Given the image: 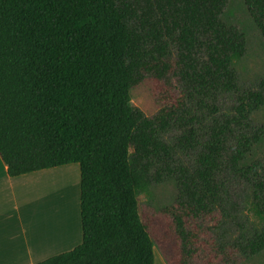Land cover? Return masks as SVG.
Segmentation results:
<instances>
[{"label": "trees", "instance_id": "obj_1", "mask_svg": "<svg viewBox=\"0 0 264 264\" xmlns=\"http://www.w3.org/2000/svg\"><path fill=\"white\" fill-rule=\"evenodd\" d=\"M244 1L264 38V0ZM228 2L0 0L8 175L80 167L83 242L39 264H155V249L166 264H239L264 252V159L247 162L264 139L252 122L264 82L240 88L247 42L222 21ZM147 80L161 106L150 118L131 98ZM166 180L175 204L142 210Z\"/></svg>", "mask_w": 264, "mask_h": 264}, {"label": "crops", "instance_id": "obj_2", "mask_svg": "<svg viewBox=\"0 0 264 264\" xmlns=\"http://www.w3.org/2000/svg\"><path fill=\"white\" fill-rule=\"evenodd\" d=\"M70 166L11 178L0 157V264H39L82 244L80 172L77 211L73 210L71 221L57 208V196L43 198L40 189L47 175L66 171L63 168L71 169ZM43 237L47 239L45 243L41 241Z\"/></svg>", "mask_w": 264, "mask_h": 264}, {"label": "rangeland", "instance_id": "obj_3", "mask_svg": "<svg viewBox=\"0 0 264 264\" xmlns=\"http://www.w3.org/2000/svg\"><path fill=\"white\" fill-rule=\"evenodd\" d=\"M222 21L229 26L236 27L239 31L244 33L246 36L247 42V53L245 57L237 62L234 65L238 76H239V84L240 88L243 90L258 89L259 85L264 82V38L262 37L260 31L255 25L248 8L245 4L244 0H229L227 7L224 10L222 15ZM132 105L134 108L141 110L146 117H154L158 114L161 109L160 104L157 102L154 94H153V85L151 81L147 80L139 87L135 88L131 92ZM232 108V98H228L223 103V110L225 113H228ZM253 125L259 128L264 129V107L257 111L252 116ZM169 140L172 141L174 134L168 136ZM264 159V139L258 144L253 152L248 156L247 162L251 163L257 160ZM71 169L63 168L66 171L57 172L54 174H49L45 177V181L41 183L40 189L42 191V196H48L49 198H54L57 196L58 205L61 201H63V196L59 195L58 187L66 186L65 181H60L56 185V181L62 180L59 179L63 174H71L73 178L76 179V192L75 199L71 200V203L75 201L73 206L71 207V213L68 212L62 213L63 215L69 216L68 221H71V217L73 216V210L77 211V179L79 176L80 169L78 165H71ZM55 172V171H54ZM53 173V172H52ZM52 176L55 177V182L48 184L47 179ZM72 182V181H70ZM52 187L55 185L51 196H49L47 190L48 185ZM71 184V183H70ZM45 188V189H42ZM69 196V195H68ZM178 196L177 185L173 180H166L160 185H154L147 193L142 194L139 197V202L142 210L156 213L161 209L171 207L175 204ZM247 218L250 219L248 222L249 225H252L253 221L251 220V216ZM45 236V235H43ZM43 237L41 241L44 243L47 241ZM158 249H155V264H166L165 259L160 254ZM162 257V258H161ZM165 262V263H164ZM239 264H264V252L257 257L251 259L242 258Z\"/></svg>", "mask_w": 264, "mask_h": 264}, {"label": "bare ground", "instance_id": "obj_4", "mask_svg": "<svg viewBox=\"0 0 264 264\" xmlns=\"http://www.w3.org/2000/svg\"><path fill=\"white\" fill-rule=\"evenodd\" d=\"M59 179H62V180L56 181V185L60 181H65L66 186H61V187L59 186L58 187V193H59V195L63 196L64 198H63V201H61L59 203V206L57 208L59 209V211H62V213H65L66 214L68 212V214H69V212L71 213V211H70L71 210V207L75 203V201L73 203H71V200H74L75 199L76 179L73 178L71 176V174H67V173L63 174ZM55 180H56L55 177L53 178L52 176H50L47 179V182H48V184H51V183L55 182ZM70 181H72V182H70ZM54 187H55V185L52 186V187H49V185H48L47 192H48L49 196H51ZM42 189H45V188H42Z\"/></svg>", "mask_w": 264, "mask_h": 264}]
</instances>
